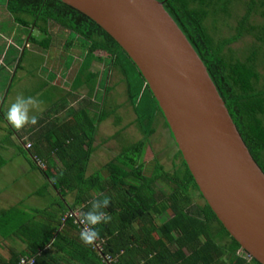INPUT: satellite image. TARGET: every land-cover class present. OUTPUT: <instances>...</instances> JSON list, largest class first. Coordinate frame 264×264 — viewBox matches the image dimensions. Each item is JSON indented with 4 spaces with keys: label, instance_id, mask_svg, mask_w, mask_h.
I'll list each match as a JSON object with an SVG mask.
<instances>
[{
    "label": "trees",
    "instance_id": "1",
    "mask_svg": "<svg viewBox=\"0 0 264 264\" xmlns=\"http://www.w3.org/2000/svg\"><path fill=\"white\" fill-rule=\"evenodd\" d=\"M158 1L203 61L244 143L264 172V86L260 84L262 75L258 70L264 67V0H247L236 33L217 41L206 29L205 19L210 8H217L220 2L226 8L232 0ZM5 9L17 24L35 28L47 37L37 40L31 35L29 40L35 45L47 47L52 27H58L72 35L67 46L75 37L87 46L77 70L76 85H86L90 99L98 94L99 77L89 71L92 63L106 60L108 68L116 69L123 77L127 104L143 136L132 148L120 150L106 165L107 177L101 173L86 177L98 126L109 117V112L100 109V113L89 115L85 110L77 111L69 120L35 134L29 150L31 156L36 155L47 164L44 173L62 200L68 193H75V201L72 206L63 202L58 206L61 212L57 217L53 215L55 225L36 224L32 217L18 210L2 213L1 237L9 239L15 235L25 247L22 251L0 253V264H20L21 259H33V264H259L246 258L248 254L240 250L218 221L179 150L175 155L179 163L174 164L172 174L160 164L152 170L158 173L157 177L143 174L140 158L154 134V122L161 117L168 131L169 127L143 76L118 43L93 20L60 0H6ZM245 35L252 36L256 43L246 55L237 57L230 46ZM97 51L105 52L108 58L97 57ZM102 97L99 93V101ZM169 134L173 139L170 131ZM127 152L136 154L137 159L124 158ZM54 159L62 165L59 170L55 169ZM51 169L54 172L50 175ZM158 182L165 183L168 191L157 188ZM195 195L203 204L195 201ZM103 196L111 199L105 211L112 219L97 225L100 238L89 246L79 238L80 227L64 215L73 211L80 217L93 199ZM168 210L172 217L158 223L157 217ZM97 242L100 251L95 246Z\"/></svg>",
    "mask_w": 264,
    "mask_h": 264
},
{
    "label": "water",
    "instance_id": "2",
    "mask_svg": "<svg viewBox=\"0 0 264 264\" xmlns=\"http://www.w3.org/2000/svg\"><path fill=\"white\" fill-rule=\"evenodd\" d=\"M93 20L143 76L203 199L264 264V172L206 66L158 0H60Z\"/></svg>",
    "mask_w": 264,
    "mask_h": 264
},
{
    "label": "crops",
    "instance_id": "3",
    "mask_svg": "<svg viewBox=\"0 0 264 264\" xmlns=\"http://www.w3.org/2000/svg\"><path fill=\"white\" fill-rule=\"evenodd\" d=\"M0 21L2 22L1 17ZM30 31L32 36H38L39 34L38 30L35 28H31ZM29 36L27 37L25 34L20 36L24 45L26 42L30 44ZM1 39L2 38L0 37V40ZM53 41L55 40L53 39ZM9 42L8 38H4V42L0 41V215L2 213L11 212L12 210H18L32 217L33 222L36 224L55 225V223L52 222L54 219L53 215H56L57 217L61 212L58 210V206H60L62 202L66 205L68 204V206H72L74 204L76 194L68 193L65 199L62 200V197L54 188L52 181L44 173V171H47V164L43 171L37 169L31 160L30 151L24 146L25 143H33V137L35 134H38L43 130L45 131V128L47 129L49 126L54 128L55 124L58 125L67 119L69 120L72 114L77 111L80 112L85 110V112L89 115L100 113V109L108 111L106 109L107 100H114L112 96H109V93H112L113 95L116 94V87L124 84V95L126 100V85L123 77L116 69L108 68L109 74L106 78L104 86L107 90H105L102 83L107 71L106 67H108L105 62V59L107 58H105V61L101 63L93 62L89 71L99 74L96 88L98 94H103V99L102 101H99L98 94L90 99L87 86L82 85L77 87L76 85L77 70L83 62L87 46H82L85 49L83 56H79L77 58L75 57L76 61L73 63L77 65V62H80L79 67L77 66L76 69L75 66L67 67L65 63H61L60 59L57 61V57H53L52 60L47 61L46 65L49 67L51 66V73L54 72L55 75L53 78H51V76L47 79L42 78L41 90L27 96L33 97L42 102L40 105L42 111L37 112L33 110L30 112V115H38V123L36 125H25L23 129L18 130L11 126L8 122L6 112L10 105L6 108L5 105L8 97L13 95V82L17 72L19 70L24 72L25 67L27 66V64L23 66V56L25 53L24 51L26 50L24 49V46L20 44L13 45ZM51 43L52 40L50 39L47 47H40L43 50L49 51L52 46ZM72 45V43L69 46L63 44L62 48L65 49L67 46L70 50V48L73 47ZM60 49L57 47V51ZM17 53H21L20 57H18ZM101 65L102 69L100 68ZM112 70L117 76V81L114 82V85L110 86L109 80L112 78ZM38 77L41 78L40 76ZM49 87L53 88L51 98L46 97L44 99L42 90L48 89ZM120 106L121 104L119 103L117 107H114V110L109 112V117L114 115L115 112H118L119 108H121ZM116 135L117 134L114 133L98 143L96 142L98 138L95 137L94 151L92 152L87 166L86 177H91L96 173H101L106 177L109 175L106 170V165L114 159H111L105 164H100L101 162L99 161L95 162V158L97 157L96 155L98 152L101 151L103 153V151L99 148L102 145L108 146L107 143L115 139ZM54 161L55 169L59 170L62 165L57 159H54ZM92 163L98 164V168L96 169L97 171L90 169V165ZM53 172L54 169H51L49 174L51 175ZM66 214L67 213H65L64 217H66ZM3 243L4 252L11 249L22 251L25 247L21 240H19L15 235L9 239H3L0 235V244L2 245Z\"/></svg>",
    "mask_w": 264,
    "mask_h": 264
},
{
    "label": "rangeland",
    "instance_id": "4",
    "mask_svg": "<svg viewBox=\"0 0 264 264\" xmlns=\"http://www.w3.org/2000/svg\"><path fill=\"white\" fill-rule=\"evenodd\" d=\"M231 2L232 3L228 4L226 8L223 5V2H220L217 8H210L209 16L205 19V27L209 33L212 34L214 38H216V41L218 39L229 38L234 35V33H236L237 21L245 12V2H247V0H232ZM5 3L6 0H0V17L2 18V22L0 21V37L2 39L0 41L4 42V38H8L10 44H20L24 46L23 40L20 38V36L25 34L28 37L31 35V31L29 28L26 29L20 24L16 23L14 17L6 11ZM256 19L258 21H262L259 19V17ZM38 33V36L34 35L37 40L47 38L45 35L40 34V32ZM50 33L52 46L50 47L49 51L41 49L39 45H35L31 41L29 48L25 49L26 51H24L23 66L26 64L27 66L25 67L24 72H21L20 70L17 72L13 82V95L8 97L5 108L11 105L18 95L27 97L41 90L40 88L42 78L47 79L49 76L53 78L55 73H51V66L49 67L46 65L47 61L52 60L53 57H57V61L60 59L61 63H65L67 67L75 66V69L77 66L79 67L80 62H77V65H75L73 62L76 61L77 57L84 55L85 49L82 47L84 46V43L78 37H75L74 40H72L73 47L70 48V50L67 47L63 49L62 45L66 44V42L72 38L70 32L58 27H52ZM53 39L55 41H53ZM254 43H256V41L252 36L245 35L237 42L232 44L230 48L234 51L237 57H243L248 53V50H250V47H252ZM57 47L58 49H61L57 51ZM20 54L21 53H17L18 57H20ZM95 55L102 59L108 58V55L103 51H97L95 52ZM100 68L102 69V65ZM106 68L108 70V67ZM258 70L262 75L260 84L261 86H264V67H259ZM114 73L115 72L112 70V78L109 80L110 86L114 85V82L117 81V76ZM123 85L116 87V94L113 95L112 93H109V96H112L114 100H107L106 104V109L108 110L107 112H112L114 107H117L119 103L121 104V108H119L118 112H115L114 115L108 117L98 126V132L96 136V138H98L96 141L97 143L102 141L104 138L113 135L114 133L117 134L115 139L107 143L108 146L102 145L99 148L103 151V153L101 151V153L98 152L95 162L99 161L101 162L100 164H105L111 159H114L119 154L120 150H128L132 148L139 140L142 139L143 136L134 123L135 115L125 100ZM42 91L44 99L46 97L51 98L53 88L49 87L48 89H44ZM153 128L154 134L149 138L140 158V164H143L144 166L142 172L146 176L157 177L158 173H156L155 167L157 164H160L164 167L165 171L172 174V171L174 170V164L179 163V159H175L178 148L173 139H171L168 128L164 126L161 117H158V121L154 122ZM124 155V158L128 157L134 160L137 159V155L133 153ZM97 166V163H92L90 165V169L95 171L98 168ZM154 168L155 173L152 171ZM156 187L168 191V187L163 182H160L158 185H156ZM195 196V201L198 204H203V200L198 198L197 195ZM172 215V212L168 210L162 216L157 217V222L159 223L161 221H165L172 217ZM3 246L4 243L2 245L0 244V252L4 254Z\"/></svg>",
    "mask_w": 264,
    "mask_h": 264
},
{
    "label": "clouds",
    "instance_id": "5",
    "mask_svg": "<svg viewBox=\"0 0 264 264\" xmlns=\"http://www.w3.org/2000/svg\"><path fill=\"white\" fill-rule=\"evenodd\" d=\"M41 103L33 97L18 95L15 101L7 108L6 116L8 122L18 130L23 129L25 125H36L39 117L35 114L30 115V112L33 110L42 111ZM110 204V197L103 196L102 199H93L87 211H81L79 222L83 225V228L79 233V238L82 243L91 246L100 238L97 225L111 221V215L105 211Z\"/></svg>",
    "mask_w": 264,
    "mask_h": 264
},
{
    "label": "built area",
    "instance_id": "6",
    "mask_svg": "<svg viewBox=\"0 0 264 264\" xmlns=\"http://www.w3.org/2000/svg\"><path fill=\"white\" fill-rule=\"evenodd\" d=\"M29 45L30 44L28 42H26L25 45H24V49L29 48ZM24 146H25V148L27 150H30L32 148V143L27 142V143H25ZM31 160H32L33 164L35 165V167L37 169L44 170L46 168V163L42 159H40L39 157H37L36 155L31 156ZM66 218L73 219L74 220V223L77 224L80 227V229L82 230L83 225L79 222L80 221V217H79V215H78L77 212L69 211L66 214ZM95 246L98 248L99 251L101 250V245H100L99 242H97L95 244ZM246 258L248 260L251 259V257L249 255H247ZM105 260H107L108 262H110V258L109 257H106ZM33 263H34V260L33 259H21V261H20V264H33Z\"/></svg>",
    "mask_w": 264,
    "mask_h": 264
}]
</instances>
